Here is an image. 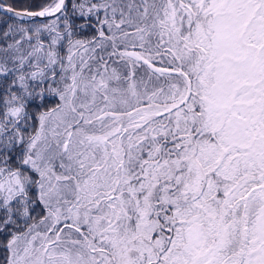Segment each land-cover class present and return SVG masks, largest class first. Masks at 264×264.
<instances>
[{
  "label": "snow or ice",
  "instance_id": "obj_1",
  "mask_svg": "<svg viewBox=\"0 0 264 264\" xmlns=\"http://www.w3.org/2000/svg\"><path fill=\"white\" fill-rule=\"evenodd\" d=\"M0 264H264V0H0Z\"/></svg>",
  "mask_w": 264,
  "mask_h": 264
},
{
  "label": "trees",
  "instance_id": "obj_2",
  "mask_svg": "<svg viewBox=\"0 0 264 264\" xmlns=\"http://www.w3.org/2000/svg\"><path fill=\"white\" fill-rule=\"evenodd\" d=\"M11 2L13 3V5L17 8H23L24 6H26L29 3H34L36 2V0H11Z\"/></svg>",
  "mask_w": 264,
  "mask_h": 264
}]
</instances>
